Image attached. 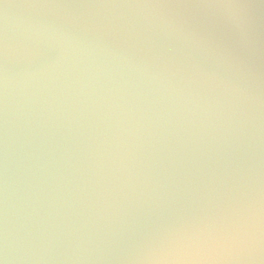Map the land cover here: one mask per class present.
<instances>
[{"label": "water", "instance_id": "water-1", "mask_svg": "<svg viewBox=\"0 0 264 264\" xmlns=\"http://www.w3.org/2000/svg\"><path fill=\"white\" fill-rule=\"evenodd\" d=\"M0 264H264V0H0Z\"/></svg>", "mask_w": 264, "mask_h": 264}]
</instances>
